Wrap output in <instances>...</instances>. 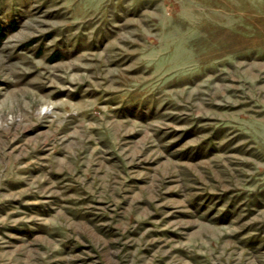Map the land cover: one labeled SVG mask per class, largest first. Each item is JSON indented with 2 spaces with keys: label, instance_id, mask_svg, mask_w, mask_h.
I'll use <instances>...</instances> for the list:
<instances>
[{
  "label": "rangeland",
  "instance_id": "1",
  "mask_svg": "<svg viewBox=\"0 0 264 264\" xmlns=\"http://www.w3.org/2000/svg\"><path fill=\"white\" fill-rule=\"evenodd\" d=\"M0 264H264V0H0Z\"/></svg>",
  "mask_w": 264,
  "mask_h": 264
}]
</instances>
